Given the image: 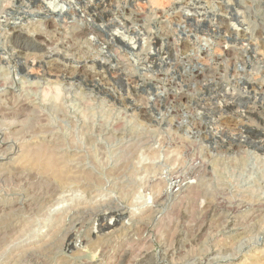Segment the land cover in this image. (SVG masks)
<instances>
[{
	"label": "rangeland",
	"instance_id": "1",
	"mask_svg": "<svg viewBox=\"0 0 264 264\" xmlns=\"http://www.w3.org/2000/svg\"><path fill=\"white\" fill-rule=\"evenodd\" d=\"M237 1L0 0V264H264Z\"/></svg>",
	"mask_w": 264,
	"mask_h": 264
},
{
	"label": "bare ground",
	"instance_id": "2",
	"mask_svg": "<svg viewBox=\"0 0 264 264\" xmlns=\"http://www.w3.org/2000/svg\"><path fill=\"white\" fill-rule=\"evenodd\" d=\"M237 5L244 9L246 11V14L250 20V24H252V31L251 33H245L243 35V39L248 38L249 40H252V37L258 38L259 42L254 43L251 42L250 49L252 52L257 53V51H260L262 53V50L264 52V0H238ZM222 27V26H221ZM226 29V31L229 33L230 36L236 35L231 29L228 27H223ZM222 29V28H220ZM186 30V29H185ZM179 44V43H178ZM242 51H238L237 49H234L232 47L227 48L225 51V56H227V59L233 60L237 59L238 55H241ZM243 55V54H242ZM252 56V55H251ZM259 57V56H258ZM240 58V57H239ZM244 58H242L243 60ZM241 60V59H240ZM224 61V60H223ZM237 61V60H236ZM243 62V61H242ZM247 63V61H245ZM258 64V63H257ZM228 65V64H227ZM62 68V67H61ZM122 68V67H121ZM54 70V69H53ZM65 70V69H64ZM62 72V71H61ZM52 74V73H51ZM59 74V73H58ZM61 75V74H60ZM63 75V74H62ZM220 75V74H219ZM203 78V77H202ZM223 78V77H222ZM252 78V77H251ZM248 81V80H245ZM250 81V80H249ZM263 89V86H262ZM260 93V92H259ZM3 112V111H2ZM4 113V112H3ZM7 113V112H6ZM1 116V113H0ZM14 124V122L12 123ZM44 151V148H40V153ZM195 166V165H194ZM18 174V173H17ZM196 174V173H195ZM198 174V172H197ZM1 175V174H0ZM29 176V175H28ZM22 177V176H21ZM29 178V177H28ZM110 202V201H109ZM234 202V201H233ZM244 202V201H243ZM25 204V203H24ZM239 204V203H238ZM247 204V203H246ZM21 206V205H20ZM18 207V205H17ZM90 207V206H89ZM15 209V208H14ZM13 209V210H14ZM17 209V208H16ZM19 209V208H18ZM225 209V208H224ZM12 210V209H11ZM104 210V209H103ZM116 210V209H115ZM212 210V209H211ZM15 211V210H14ZM91 211V210H90ZM213 211V210H212ZM215 211V210H214ZM89 212V211H88ZM116 212H120V210H117ZM206 212V211H205ZM115 213V212H114ZM121 213V212H120ZM86 214V213H85ZM11 216V215H10ZM14 217V216H13ZM9 218V217H8ZM92 218V217H91ZM214 218V217H213ZM81 219V218H80ZM6 220V219H5ZM211 224V223H210ZM214 224V223H213ZM6 234V233H5ZM70 234V233H69ZM4 236V235H3ZM2 236V237H3ZM6 236V235H5ZM134 242V241H133ZM68 244V243H67ZM133 247V246H131ZM144 247V246H143ZM142 247V248H143ZM141 248V249H142ZM133 249V248H132ZM135 249V248H134ZM137 249V248H136ZM127 253V252H126ZM140 256V255H139ZM123 260V259H122Z\"/></svg>",
	"mask_w": 264,
	"mask_h": 264
}]
</instances>
